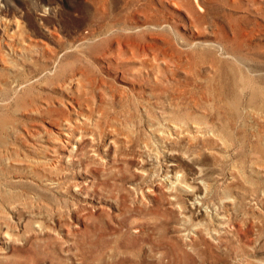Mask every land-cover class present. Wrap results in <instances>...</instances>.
<instances>
[{
	"label": "rangeland",
	"instance_id": "1",
	"mask_svg": "<svg viewBox=\"0 0 264 264\" xmlns=\"http://www.w3.org/2000/svg\"><path fill=\"white\" fill-rule=\"evenodd\" d=\"M0 264H264V0H0Z\"/></svg>",
	"mask_w": 264,
	"mask_h": 264
},
{
	"label": "bare ground",
	"instance_id": "2",
	"mask_svg": "<svg viewBox=\"0 0 264 264\" xmlns=\"http://www.w3.org/2000/svg\"><path fill=\"white\" fill-rule=\"evenodd\" d=\"M173 126V125H172ZM178 126V125H177ZM177 128H179V127H177ZM181 128V127H180ZM62 135H64V136H67L68 135V133L67 132H64ZM68 137V136H67Z\"/></svg>",
	"mask_w": 264,
	"mask_h": 264
}]
</instances>
